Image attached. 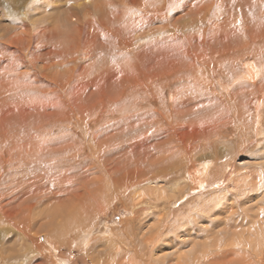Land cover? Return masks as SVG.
<instances>
[{
  "label": "rangeland",
  "instance_id": "rangeland-1",
  "mask_svg": "<svg viewBox=\"0 0 264 264\" xmlns=\"http://www.w3.org/2000/svg\"><path fill=\"white\" fill-rule=\"evenodd\" d=\"M0 84L36 239L0 225V264H264V0H0ZM94 132L115 179L171 172L92 202ZM151 134L183 156L158 167Z\"/></svg>",
  "mask_w": 264,
  "mask_h": 264
},
{
  "label": "bare ground",
  "instance_id": "bare-ground-1",
  "mask_svg": "<svg viewBox=\"0 0 264 264\" xmlns=\"http://www.w3.org/2000/svg\"><path fill=\"white\" fill-rule=\"evenodd\" d=\"M161 19H162V17H161ZM168 28V27H167ZM123 29V28H122ZM126 30V29H125ZM135 30V29H134ZM108 32V31H107ZM111 32V31H110ZM121 32V31H120ZM128 32V31H127ZM130 32V31H129ZM128 32V33H129ZM170 32V31H169ZM134 34V33H133ZM119 37V36H118ZM124 37V36H123ZM130 38H131V36H130ZM118 39V38H117ZM116 40V39H115ZM119 40V39H118ZM125 41V40H124ZM118 44V43H117ZM127 44V43H126ZM120 47H121V45H120ZM124 47H125V45H124ZM128 47V46H127ZM119 48V47H118ZM120 49V48H119ZM170 52V51H169ZM123 53H124V51H123ZM123 55V54H122ZM129 56V55H128ZM127 64V63H126ZM250 65V63H248L247 64V67ZM251 65H252V63H251ZM256 65V64H255ZM136 66V65H135ZM257 66V65H256ZM255 66V67H256ZM251 68H252V66H251ZM115 72V71H114ZM249 72V76L247 77L248 79H250L252 82H254L255 80H256V72L257 71H255V70H249L248 71ZM111 73V72H110ZM258 73V72H257ZM111 75V74H110ZM242 84V83H241ZM1 85V84H0ZM4 86V85H3ZM253 87H254V85H253ZM251 92V91H250ZM261 93H262V91H261ZM254 94V93H253ZM254 97V96H253ZM168 111L165 109V106H162V111L159 113V115H161V116H168V114H169V117L168 118H171L172 117V115H171V113H168ZM171 116V117H170ZM146 117V116H145ZM159 117V116H158ZM85 118V117H84ZM80 119V118H79ZM83 120H85V119H83ZM151 120H154V119H151ZM89 121V120H88ZM149 122V121H148ZM81 123V122H80ZM89 123V122H88ZM141 126V125H140ZM137 127H139V126H137ZM149 127H150V125H149ZM81 129H82V127H81ZM93 132V131H92ZM154 133V132H153ZM93 141H94V147H93V152L92 153H96L95 155L97 156V158H98V160H99V163L98 164H101L102 166H104V167H106V171H105V174H104V176L102 175V176H100V177H98V178H96L97 180H98V185H95V189H96V192H95V194L93 195L94 197H93V199H92V202H95V201H101V200H103V199H105V197L107 196V198L108 199H110V197H108V192L110 193V195L112 196V192H110V191H113V190H119L120 189V187H122V189L123 188H125L126 190H129L130 189V186L133 184L134 186H139V185H141V184H146V183H150V181H152L153 179H155V178H161V177H165L164 175H166L167 176V174L166 173H168L167 171H169V170H165L164 169V172H163V170H162V172H163V176H161V171L159 172V173H156V174H153V176L151 175V176H147V175H144V176H142V178L140 179V178H137V179H132V178H130V177H128V176H126L124 179H121V178H119V179H115V177H113V175H117L116 174V172H114V170L115 169H113L114 168V166H111V165H109L108 163L106 164V162L109 160L108 158H107V156H104L103 155V152L104 151H102V147H103V145H102V143H101V141L100 142H98V140H97V136L98 135H96V133L94 132L93 134ZM152 136L154 135V134H151ZM99 137V136H98ZM107 137V136H106ZM154 137V139H155V143L153 144L152 143V145L149 147V149L147 150V152H149L148 154L149 155H151L152 157H158L159 159H160V163L161 164H158L159 166L158 167H160V166H165V165H169L170 163L172 164L173 162L171 161L172 160V158H173V156L176 154V153H179L180 152V154L182 155L183 153L181 152V150L180 149H168V147H167V149L166 148H164V143L163 142H161L159 139H156V137L155 136H153ZM160 138V137H159ZM90 140V139H89ZM33 141V140H32ZM163 141V140H162ZM168 142V141H167ZM42 143V142H41ZM93 143V142H92ZM169 143V142H168ZM24 144V143H23ZM23 144H16V148L18 149V156L16 157V158H14L13 160H11V163H16L17 161L18 162H22V161H25L26 163H30V162H33L34 161V156H35V153L33 152V150H26L25 149V151H24V149H22V147L23 148H31V147H33L34 145H32V146H23ZM35 144V143H34ZM166 144V143H165ZM167 145V144H166ZM36 146V145H35ZM34 146V147H35ZM105 146V145H104ZM173 146V145H172ZM15 147V146H14ZM106 147V146H105ZM70 148H72V147H70ZM74 148V147H73ZM131 148V147H130ZM176 148V147H175ZM69 149V148H68ZM35 150V149H34ZM151 150H154L155 152L153 153V154H151ZM31 151V152H30ZM68 151H70V150H68ZM127 151H128V149H127ZM37 152V151H36ZM78 152V151H77ZM76 152V153H77ZM26 153V154H25ZM105 153V152H104ZM129 156V155H128ZM183 156V155H182ZM178 157H180L179 155H178ZM178 157H176V158H178ZM129 158H130V156H129ZM165 159H169V160H166V161H164ZM38 160H40V159H38ZM113 160V159H112ZM16 161V162H15ZM36 161V160H35ZM111 161V160H110ZM24 162V163H25ZM37 162V161H36ZM113 162V161H112ZM118 162H120V161H118ZM17 164V163H16ZM31 164V163H30ZM140 164V163H139ZM157 164V163H156ZM156 164H154V166H157ZM21 165L23 166V163H21ZM21 165H19L18 167H20ZM120 165V164H119ZM140 166V165H139ZM153 166V165H152ZM153 166V167H154ZM173 165H171V167H172ZM11 167H13L12 165H10V168ZM117 168H118V165L116 166ZM157 167V168H158ZM24 168V167H23ZM147 168V167H146ZM149 168H150V170H151V167L149 166ZM148 168V169H149ZM167 168V167H166ZM173 168V167H172ZM178 168V167H177ZM16 169L17 168H12L11 170H13L14 172H16ZM143 169H145V168H143ZM153 170H154V168H152ZM168 169V168H167ZM161 170V169H160ZM173 170V169H172ZM10 171V170H9ZM141 171H144V170H141ZM145 171H147V170H145ZM208 171V170H207ZM114 172V173H113ZM169 172H171V168H170V171ZM121 173V172H120ZM204 173V172H203ZM85 174V173H84ZM169 174V173H168ZM172 174V173H171ZM1 176H2V174H0ZM205 175V174H204ZM105 176H107V178L108 179H106L105 178ZM112 176V177H111ZM172 176V175H171ZM17 175H13L12 177L10 176L9 178L7 177H1L0 178V205H1V209H2V211L0 210V225H2V227H5V225H7L8 223H10V224H13V226H11V227H14V229H16L17 231H20L19 233L22 235V236H24L25 238H27L29 241H32V244L34 245V242L36 241V239H34L31 235H30V232L32 231V229L31 228H33L32 226H33V224H32V222H31V220H30V218H29V216L31 215V213H32V209H31V207H34V203L33 204H29V203H27V198L29 197V194L31 195V193H32V187H31V185L29 186V187H25L23 184H21V183H19L18 182V180H17ZM110 178V179H109ZM7 179H11V186L10 185H7V186H3L4 185V183H6L5 181L7 180ZM139 179V180H138ZM8 181V180H7ZM202 182H203V180H202ZM16 183H17V187H15V185H16ZM111 183H112V185H113V189L111 190V189H109L110 188V185H111ZM204 183V182H203ZM202 183V184H203ZM97 184V183H96ZM29 184H27V186H28ZM10 187V188H9ZM12 187H14V188H12ZM9 190V191H8ZM28 191H29V193H28ZM6 192H7V194H6ZM43 191H40L39 193H42ZM117 194H115V196H116ZM114 196V197H115ZM101 197V198H100ZM19 200H22L21 202H19ZM107 200V199H106ZM36 203V202H35ZM61 203H62V201H60L58 204H57V211H58V208H59V206L61 205ZM69 203H70V200H69ZM37 204V203H36ZM88 206L89 205H91V208H93V206H94V204H92V203H90V204H87ZM20 206H22L23 208H21ZM26 207V208H25ZM67 207L69 208V211H70V214H69V216H71V215H73V216H75V218H76V216L78 217V213L76 212V210H75V208L73 207V206H71V205H69V204H67ZM57 211H56V217L52 214V218H50L52 221H50V225H49V231H55V230H58V231H61L62 232V223H63V219H62V217H60V213H59V211H58V216H57ZM69 213V212H68ZM32 216V215H31ZM80 216V215H79ZM80 217H82V216H80ZM75 219H72V220H70V221H72L71 223H69V224H67V225H64L65 227H69V225L71 224V225H76L77 224V227H80V224H79V222H76V220L74 221ZM7 223V224H6ZM127 224V223H126ZM28 226H30L31 228H29ZM64 227V228H65ZM166 227V226H165ZM7 228V227H6ZM45 228V227H44ZM43 227H42V229H41V231H44L45 229H44ZM13 229V228H12ZM69 229V228H68ZM46 230H48L47 228H46ZM45 230V231H46ZM65 230H67V229H65ZM10 231V230H9ZM15 231V230H14ZM57 231V232H58ZM52 232V233H53ZM58 234V233H57ZM59 234H60V232H59ZM127 234H128V232H127ZM20 235V236H21ZM120 235V234H119ZM21 236V237H22ZM34 237H36V235L34 234L33 235ZM129 236V235H128ZM19 237V236H18ZM20 237V241H21V238ZM6 238V237H5ZM119 239H121V240H123V242L122 243H124V245L128 248V249H133V251L135 252V253H138V248L139 247H137L136 246V242H133L132 240H130V241H125L124 240V238H122L121 236L119 237ZM126 239V238H125ZM26 240V239H25ZM24 241V240H23ZM1 249V248H0ZM4 250V249H3ZM3 250H1V251H3ZM0 251V252H1ZM2 253H4V252H2ZM13 255H14V253H12ZM3 255V254H2ZM7 255H8V253H7ZM5 256V255H4ZM12 256V255H11ZM16 256V255H15ZM9 258V257H8ZM15 258V257H14ZM13 258V259H14ZM19 258V257H18ZM211 258V257H210ZM209 258V259H210ZM248 258V257H247ZM216 259V258H215ZM1 260V259H0ZM9 261H12V260H9ZM216 261V260H215ZM13 263V262H12ZM5 264V263H4ZM9 264V263H8Z\"/></svg>",
  "mask_w": 264,
  "mask_h": 264
}]
</instances>
